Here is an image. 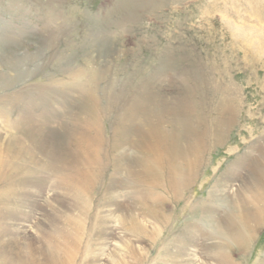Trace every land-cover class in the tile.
<instances>
[{
  "label": "rangeland",
  "instance_id": "rangeland-1",
  "mask_svg": "<svg viewBox=\"0 0 264 264\" xmlns=\"http://www.w3.org/2000/svg\"><path fill=\"white\" fill-rule=\"evenodd\" d=\"M230 1L0 0V264H264V0Z\"/></svg>",
  "mask_w": 264,
  "mask_h": 264
},
{
  "label": "bare ground",
  "instance_id": "bare-ground-1",
  "mask_svg": "<svg viewBox=\"0 0 264 264\" xmlns=\"http://www.w3.org/2000/svg\"><path fill=\"white\" fill-rule=\"evenodd\" d=\"M237 2H239V1H237ZM236 2V3H237ZM232 3H233V0H232ZM231 3V1H230V4H232ZM233 4H235V3H233ZM238 4V3H237ZM237 4H235V5H237ZM248 4V3H247ZM225 6V5H224ZM233 6V5H232ZM249 6H250V4H249ZM234 7V6H233ZM236 8V7H235ZM236 10V9H235ZM246 23V22H245ZM246 25V24H245ZM257 28V27H256ZM258 29V28H257ZM238 33L240 34V37L241 38H243V39H245L247 42H250L251 44H255L257 47H258V49H260V50H263L264 51V34H261V33H259V31H258V33L256 32V31H251V30H239L238 31ZM5 41V40H4ZM245 42V41H244ZM255 47V46H254ZM14 62V61H13ZM76 81V80H75ZM140 108V107H139ZM140 112V111H139ZM131 113V112H130ZM178 115V114H177ZM179 117V116H178ZM178 123V122H177ZM223 123V122H222ZM179 125V123L177 124V126ZM221 125H223V124H221ZM219 126V125H218ZM175 128V127H174ZM179 128V127H178ZM220 128V127H219ZM177 132L179 131V129L178 130H176ZM177 132H175V133H177ZM164 138H165V135L163 136ZM176 137L177 138H175L173 135L172 136H168V138H175V139H179L178 138V136L176 135ZM180 137V136H179ZM125 145V144H124ZM186 162V164L188 165V167H189V169H191L192 170V168L194 167L193 165H194V162H192L191 160L190 161H185ZM170 165V166H169ZM169 170L172 168V164L171 163H169ZM177 169V168H176ZM156 169H153V167L151 168V172H153V171H155ZM172 170V169H171ZM177 174H174L175 176H171V177H169V179H170V181L172 182V180H174V182L176 181V178L179 180V182H184L185 181V179L187 178H185V174H184V169H180V168H178L177 170ZM150 172V174L149 175H151L152 173ZM156 173H157V171H156ZM184 176V177H183ZM240 229V228H239ZM239 232H240V230H239ZM238 232V233H239Z\"/></svg>",
  "mask_w": 264,
  "mask_h": 264
}]
</instances>
